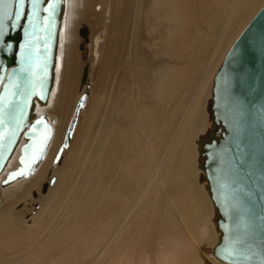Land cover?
<instances>
[{
	"label": "bare ground",
	"instance_id": "obj_1",
	"mask_svg": "<svg viewBox=\"0 0 264 264\" xmlns=\"http://www.w3.org/2000/svg\"><path fill=\"white\" fill-rule=\"evenodd\" d=\"M169 1L182 4L185 18L181 22L173 23L176 19L173 13H167L166 0H156L151 13L144 12L143 15L152 22V30H158L159 35H164L174 26L183 30L182 40L188 48L180 54L184 65L182 74L178 76L167 68L160 69L163 64L172 66L175 63L173 59L163 58L164 60L158 61L159 64H156L158 57L155 58L156 63L155 59L148 61L147 66L151 70L149 74L150 77L153 75V79L146 81L144 78L145 86L141 83L138 92L146 87L156 101L147 104L144 102L146 100H141L140 93L133 97L132 100L138 106L134 112L135 120L132 121L135 132L128 135L122 149L113 140L112 118H103L99 132L103 139L101 149L95 168H88L85 185L81 189L75 188V178H72V174H78V170L84 166L80 157L81 149H76L74 163L69 165L68 176L71 182L67 183L64 194L57 198L56 209H50L46 214V219L50 221L60 207L69 224L59 231L55 229L56 224L48 225L49 231L45 233V230L42 235L41 222L47 223L42 214L30 229L17 225L14 220L21 217L33 202L35 193L31 188L42 178L60 143L65 121L71 112L72 92L85 65L80 52L87 49L85 41L88 39L82 42V36L88 38L91 29L94 32V28L100 25V14L94 11V18L89 17L88 0H61L48 94L45 101L33 98L29 115L30 118L41 113L47 116L52 127L51 139L33 174L2 186L1 181L6 172L18 165L20 146L25 142L21 136L0 174V198L7 187L12 189L24 185L35 174L24 189L19 191L13 203L0 213V222L6 228V231L0 232V246L5 244V251H9L12 245L27 252H36L40 247L50 252L55 264H246L225 262L214 254V248L223 237L222 226L225 219L221 204L215 198L216 192L211 186L210 164L215 160L213 157L217 153L216 147L228 131L225 122L217 115V94L214 88L216 79L222 75L219 76L218 71L229 49L253 13L264 4V0H204L203 3L201 0V15L197 10L193 13L196 18L197 14L198 18L203 15L205 24L196 18H189L195 0ZM243 7L247 20L245 19V25L242 24L244 26H239L235 11ZM141 15L142 12L140 18H135L133 28L138 22L141 24ZM123 23V29H129V21L123 20ZM196 28H205V34L198 37L186 35V31L188 33ZM141 31L143 32L142 29ZM95 34L96 32L93 33ZM175 37L174 33L170 34L166 49L172 46ZM156 45L154 43V47ZM140 63L142 65V61ZM147 66L144 68L147 69ZM202 67L204 69L200 73ZM141 70L142 66L139 72ZM162 76H165L164 79ZM195 78L197 84H193ZM158 80H161V86L158 85ZM80 82H83L81 76ZM134 84H137L135 80ZM50 94L54 96L58 108L57 118L51 119L47 112L51 103ZM164 105H172L178 110L180 124L178 117L164 124L163 129L167 133L165 140L169 147L164 152L160 150L163 153L160 155L159 151L156 157L158 151L155 150L154 141L158 135L159 116ZM148 109L152 110L151 115ZM144 117L147 124L142 123ZM176 125L180 127L179 130ZM138 152L143 157L141 155V162L136 164ZM118 158L123 164L121 167L113 164ZM149 158L152 159L151 162H148ZM78 166L79 169H76ZM50 178L40 186L41 192L54 186L56 178L52 182ZM106 178H110L108 188L101 190ZM44 185L46 189L43 191ZM92 199L96 202L91 201ZM20 205L22 210L18 211ZM201 211L207 215L208 224L214 227L213 234L216 238L208 251L198 253L193 249V245H197L194 220L199 219ZM84 218H89V223H84ZM176 224L183 227L190 242L182 243L179 236L174 235V239H170L166 235ZM204 229L208 232L206 226ZM109 232L112 234L109 235ZM91 233H94L92 237L89 236ZM66 237L80 238V244L76 246ZM19 255L20 258L11 260L13 264H52L27 258L21 253Z\"/></svg>",
	"mask_w": 264,
	"mask_h": 264
},
{
	"label": "water",
	"instance_id": "obj_2",
	"mask_svg": "<svg viewBox=\"0 0 264 264\" xmlns=\"http://www.w3.org/2000/svg\"><path fill=\"white\" fill-rule=\"evenodd\" d=\"M53 3L43 0L31 25L28 0L16 28L5 21L9 24L5 44L12 47H0V174L21 136L25 142L20 146L18 165L6 172L2 186L33 174L51 139L47 116L29 115L33 98L45 101L51 82L61 0L54 11ZM16 8L13 0L9 10ZM87 70L85 64L82 81ZM218 75L215 108L228 131L210 164L211 186L225 219L214 254L225 262L264 264V4L233 42ZM86 98L83 94L75 104L53 163L68 145Z\"/></svg>",
	"mask_w": 264,
	"mask_h": 264
},
{
	"label": "rangeland",
	"instance_id": "obj_3",
	"mask_svg": "<svg viewBox=\"0 0 264 264\" xmlns=\"http://www.w3.org/2000/svg\"><path fill=\"white\" fill-rule=\"evenodd\" d=\"M155 1L156 0H88L87 9L89 10L90 8V12L88 11L89 17L91 16L92 18H94V15L96 13L100 14V25L94 28V32H96L95 35H93V29H91L90 36L86 38V36L83 35L81 40L83 42L85 41V39H88L85 41L87 49L85 50L84 48V52H80L83 64L89 63L87 79L83 82H80V75L77 83L74 86V90L72 92L71 112L69 113L65 121L60 143L56 151L52 155L50 163L46 171L43 173L42 178L37 182L35 187L33 186L34 188H31L33 193H35L33 202L23 212V215L21 217L18 216V218L14 220V223H18L17 225H21L22 227L30 229L35 221L38 220V217H41L43 215V220H45L47 218L46 214L50 211V209H56V207L58 206L57 198L61 197V195L64 194L66 189L65 187L70 181V176H68L70 170L69 165L71 163H74L73 156L76 152V149L78 150L79 147L81 149L80 157L84 166L80 169L79 166L76 167V169H79L77 172L78 174H72V178H75V188L79 187L81 189L82 187H84L89 169L95 168L96 159L103 142V139L99 136L100 124L103 118H112L114 128L113 140L120 145L119 149L124 148L128 135L135 132L134 122L132 121L135 120L134 112L136 111L138 106H136L134 101L132 100L133 97H135L136 94L139 95L140 93L141 100H146L144 102H146L147 104L156 101V99L154 100V98H152L153 96L151 95V93L148 92V88L144 87L140 90V92H138V88L141 83L145 86V83L143 82L144 78H146V81H149V78L153 79V75H151L150 77L149 74L151 73V70L147 66L148 61L150 62L152 61V59L154 60L156 57H158V60L155 59L154 63H156L157 60L156 64H159L158 61L164 59L168 60V58L169 60L173 59L175 63H173L172 66L163 64L160 69L167 68L168 70H170V72H175L178 76L182 74L184 65L181 60L180 54L185 52L188 48L187 44L182 40L183 30L179 27L174 26L166 31L164 35H159L157 33L158 30L153 31L154 29L152 26V22L147 20L143 13L147 12L148 14H150L152 5ZM203 1L204 0H202V3ZM202 3L201 0H195V3H193V6L190 9L189 18H196L195 14L193 13V11L195 10H197V13L201 15V10H203ZM166 4L167 13L174 14V18L176 19L173 22L174 24L181 22L185 18L182 4L180 2L166 0ZM100 5H102L101 9ZM260 8L261 7H259L258 9ZM258 9L253 13V15L258 11ZM94 11L96 12L95 14L93 13ZM141 12V24H139L138 22V25L133 28L134 20L137 16V18H140ZM235 13H237V20L239 22L238 25L244 26L246 19V12L244 7L237 9ZM253 15L250 17L249 21L251 20ZM196 19L205 24V17L203 15L201 16V18H198L197 14ZM123 20L129 21V29H123ZM243 23L244 25H242ZM94 26H97V24H94ZM189 28L187 29L189 30ZM141 29L143 30V32L141 31ZM189 32L190 31H188L187 33L186 31L187 36L191 35L193 37H198L205 34V28H196L192 29L190 34ZM171 33H174L176 37L172 46L168 45L170 47L166 49V41ZM154 43L157 44L155 47ZM203 52L205 53V46L203 47ZM213 52L214 51L212 50L211 54H213ZM141 61L142 65L140 63ZM141 66L143 71L141 70L139 72V68L141 69ZM144 66H147V69L144 68ZM203 69L204 67H202L200 73ZM164 77L165 76H162V79H164ZM134 80L137 82V84H134ZM193 84H197V78H195ZM158 85H162L161 80H158ZM83 94L87 95L86 102L79 109L75 127L70 136L68 145L63 148V151L61 152V155L57 162L53 163V159L59 147L62 145L64 132L72 114L73 108ZM189 97L190 96H188V98ZM54 100V96L51 95V98L49 99L51 103L47 107V112L50 115V119L52 117L57 118L56 115L58 113V108L57 102H55ZM149 110L150 109H148V111ZM155 112L159 113L158 110H156ZM152 113V110H150L149 114L151 115ZM146 117H144L142 122L144 124H147V120H145ZM177 117L178 123L180 124L178 110L172 107V105L162 106V111L159 116L158 135L155 139L156 141H154L155 150L158 151L156 152V157L158 156L160 150L164 152L169 147L168 143L165 140L167 133L163 129L164 124L173 121ZM141 121L142 120L140 118L139 122ZM176 128L178 130L180 129V127L177 125ZM137 135H139V133ZM161 151L160 155L163 153ZM141 155L143 157V154L141 152H138L137 157H139L137 158L136 164H139V162H141ZM151 161L152 159L149 158L148 162ZM113 164L118 167H121L123 165L119 158L116 159ZM34 175L30 177V180ZM51 175L56 178L55 183L53 184L54 186L49 187L48 190L44 193L41 192L42 184L44 182H47ZM109 179L110 178H106L103 187L101 186V190H105L106 188H108L110 181ZM30 180L28 179L24 185L17 186L12 189H8L7 187L6 190H4V193L0 198V213L13 203L16 196H18L19 191L24 189V187L28 184V182H30ZM91 201L96 202V200L94 199H92ZM20 210H22V205L18 206V211ZM63 211L64 210H61L59 207L57 208V212L54 214V217L52 216V220L48 221V219H46L47 221L45 220V222L47 223H44V221H42L43 223L41 222V226H43V228L40 226L42 235L47 233L50 229L49 226H52L54 224H56L55 229H57L58 231L60 228L63 229V226L64 228L67 227L66 225L69 224V220H67V217L64 214L65 212ZM62 213L64 216L62 215ZM82 220L84 221V223H89L90 219L84 218ZM60 222H62V224ZM194 222L195 234H197V245H193V249L198 253L202 252L203 250L208 251L209 246L212 245L214 239L216 238L213 234L214 227L212 226V224H208V217L202 211L200 212L199 219L197 221L194 220ZM204 225L207 227L208 232H206V230L204 229ZM11 229L12 228H9V230ZM2 230L6 231V228L0 222V232ZM182 230L184 231L183 227L180 224H176V227L174 229L172 227V229L166 235H168L170 239H174V235L176 237L179 236V239H181L182 243L190 242L187 233H185V231L183 232ZM93 234L94 233H91L89 234V236L92 237ZM111 234L112 232H109V235ZM96 237H98V233H96ZM66 238L76 246H78L81 241L80 238L76 237ZM4 245L5 244H2L0 246V258H2L0 259V264H13L11 260L15 257L20 258V253L24 254L27 258H33L36 260L47 261L55 264L53 257L50 255V252L43 248L39 247L36 252H27L17 245H12L9 251H5ZM154 264H156V262H154Z\"/></svg>",
	"mask_w": 264,
	"mask_h": 264
},
{
	"label": "snow or ice",
	"instance_id": "obj_4",
	"mask_svg": "<svg viewBox=\"0 0 264 264\" xmlns=\"http://www.w3.org/2000/svg\"><path fill=\"white\" fill-rule=\"evenodd\" d=\"M17 5L16 11H10L9 6L13 3V0H0V47H3L5 50L10 49L12 47L11 43L5 44V38L8 35L9 24L5 21H10L11 28L17 27V22L23 15V6L25 4V0H14ZM43 2V0H28V3L32 6V13L29 17V24H32V18L38 17L40 8L39 5ZM60 3V0H54L52 4V10L54 11L56 6ZM44 11H48V9H44ZM23 47V45H22ZM24 71V69H21ZM2 123V120H0ZM39 123V121H38Z\"/></svg>",
	"mask_w": 264,
	"mask_h": 264
}]
</instances>
